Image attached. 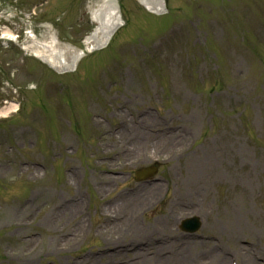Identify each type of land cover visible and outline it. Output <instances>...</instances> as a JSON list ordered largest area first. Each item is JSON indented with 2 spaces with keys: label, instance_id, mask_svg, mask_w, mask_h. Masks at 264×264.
<instances>
[{
  "label": "rangeland",
  "instance_id": "374dc122",
  "mask_svg": "<svg viewBox=\"0 0 264 264\" xmlns=\"http://www.w3.org/2000/svg\"><path fill=\"white\" fill-rule=\"evenodd\" d=\"M97 1L0 0V110L23 102L0 119V264H264V0H119L126 25L88 51ZM50 40L85 57L59 73L29 50Z\"/></svg>",
  "mask_w": 264,
  "mask_h": 264
},
{
  "label": "bare ground",
  "instance_id": "6f19581e",
  "mask_svg": "<svg viewBox=\"0 0 264 264\" xmlns=\"http://www.w3.org/2000/svg\"><path fill=\"white\" fill-rule=\"evenodd\" d=\"M140 4H142L145 8L150 10L154 13H161L165 9L164 7V0H138ZM119 2L118 0H99L95 2L94 4L91 3L89 5V10L92 13V16L94 17V21L98 23L99 26H97L93 33L86 37L85 42L87 45H89V48L91 50H96L103 48L107 46L110 42V40L113 38L114 34L118 30V28L123 24V19L121 18V14L119 13ZM10 32L5 31V35H8ZM29 50L31 53L39 58L41 61L49 64L56 70L60 71V73L67 72L68 69H72L77 66L79 60L83 56V52L80 50H75L70 46L64 45L62 48L57 44L56 40H50L47 42H40L39 45H33L29 47ZM75 50V51H74ZM61 51V52H60ZM77 54V56H74L73 61L71 62L68 58H66L67 55H65L64 58H62L63 53L64 54H71V52ZM68 54V55H69ZM72 67V68H71ZM15 104H11L6 110H1L0 114L7 115L10 113V111L14 110ZM15 110H17L15 108ZM14 110V111H15ZM152 119V115H148V120ZM125 131H120V136H123ZM113 135V134H112ZM110 135V137L112 136ZM114 137V136H113ZM174 139V137L172 136ZM207 168L211 169L209 171H212L214 173H217L215 170V166H206ZM206 181V180H205ZM159 186V185H158ZM159 187L157 188V185L147 190H143L139 193L136 197H133L135 200H140V202H144L145 200H150L151 198H155L159 193ZM141 194V196H140ZM73 200H66V204L61 205L60 209H63L61 211L62 218H68L73 216H79L81 213L79 209V205L73 202ZM127 205H131V207L134 205L132 202H128ZM112 206H108L109 209H111ZM23 224V223H21ZM81 229V226H78V230ZM33 235H29L30 238ZM27 242H31V240H27ZM189 243V242H188ZM27 244L22 248L23 250H26ZM243 249L239 252L242 256V262L243 264H246L249 261V256H246L242 252ZM34 251H36V248H32L30 253L27 255V257L32 256ZM187 253L183 257H179L181 259V264H187L190 260V250H186ZM215 252V251H213ZM138 254L140 256L139 260L136 262H128L127 264H149L152 257H148L147 251L143 249L138 250ZM185 254V253H184ZM215 261L219 264H227L226 259L224 256H221L219 253H215ZM251 264H255L254 261L250 260Z\"/></svg>",
  "mask_w": 264,
  "mask_h": 264
},
{
  "label": "water",
  "instance_id": "95a60500",
  "mask_svg": "<svg viewBox=\"0 0 264 264\" xmlns=\"http://www.w3.org/2000/svg\"><path fill=\"white\" fill-rule=\"evenodd\" d=\"M190 222H192V220Z\"/></svg>",
  "mask_w": 264,
  "mask_h": 264
}]
</instances>
